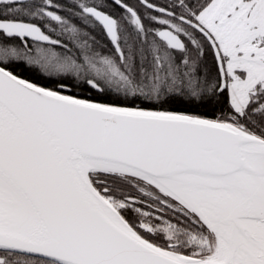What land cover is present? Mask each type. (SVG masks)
Listing matches in <instances>:
<instances>
[{"label":"snow or ice","instance_id":"obj_1","mask_svg":"<svg viewBox=\"0 0 264 264\" xmlns=\"http://www.w3.org/2000/svg\"><path fill=\"white\" fill-rule=\"evenodd\" d=\"M0 264H264V0H0Z\"/></svg>","mask_w":264,"mask_h":264}]
</instances>
